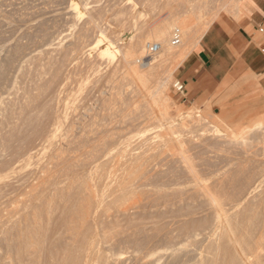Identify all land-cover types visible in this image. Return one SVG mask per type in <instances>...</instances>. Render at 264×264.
I'll return each mask as SVG.
<instances>
[{"label":"rangeland","instance_id":"obj_1","mask_svg":"<svg viewBox=\"0 0 264 264\" xmlns=\"http://www.w3.org/2000/svg\"><path fill=\"white\" fill-rule=\"evenodd\" d=\"M242 6L264 0H0V264H242L203 186L264 264V85L173 88ZM158 27L180 43L151 53Z\"/></svg>","mask_w":264,"mask_h":264},{"label":"crops","instance_id":"obj_2","mask_svg":"<svg viewBox=\"0 0 264 264\" xmlns=\"http://www.w3.org/2000/svg\"><path fill=\"white\" fill-rule=\"evenodd\" d=\"M242 12L245 16L231 25L232 32L214 21L195 43L177 74L184 84L180 99H203L235 67L254 73L264 85V6H244Z\"/></svg>","mask_w":264,"mask_h":264},{"label":"bare ground","instance_id":"obj_3","mask_svg":"<svg viewBox=\"0 0 264 264\" xmlns=\"http://www.w3.org/2000/svg\"><path fill=\"white\" fill-rule=\"evenodd\" d=\"M183 24L185 25V28H187V30L189 31V29H191V22L190 21H188V20H184L183 21ZM193 30V29H192ZM191 30V31H192ZM156 33V37H157V44L159 45V49H162L163 48V44H164V42L167 44V46H168V48H170L171 46H170V44H172V38H171V40H170V42H167V41H164L163 42V39H164V36H165V29L163 28V27H158L157 29H156V31H155ZM205 32V31H204ZM204 32H202L201 34H200V36L198 37V40L199 39H201V36L203 35V33ZM188 34H190V32H188ZM191 36L193 35V32L190 34ZM189 35V36H190ZM167 36V35H166ZM165 40V39H164ZM191 40V39H190ZM197 40V41H198ZM169 41V40H168ZM189 41V40H188ZM136 43V42H135ZM163 43V44H162ZM97 44H99V43H97ZM144 44V43H143ZM101 45V44H100ZM139 45V44H138ZM141 45H142V43H141ZM178 45V44H177ZM134 46H136V45H134ZM172 53V51H167V53L166 54H164L165 56H167V57H169L170 56V54ZM164 55H162V56H164ZM147 62H146V64H150V62H151V60H146ZM153 61V60H152ZM144 65V64H143ZM178 67V66H177ZM175 69V68H174ZM191 109V108H190ZM194 110V109H193ZM194 112V111H193ZM195 113H198V112H195ZM194 113V115H196ZM184 117V116H183ZM214 129V128H213ZM217 131V130H216ZM200 189V188H199ZM201 190V189H200ZM202 190H203V196H204V198H206L205 200L208 202V204L210 205V207L211 208H209V209H211L210 211L213 213L212 214V216H213V218H214V220H211V221H213L212 223H211V225H209V226H212V228L210 227L209 228V230L210 229H212V231H213V235L214 234H221V233H228V234H226V236L225 235H223V237H225L226 238V241H227V239L229 238V241H232L231 243H233L232 244V247H233V250H234V252L236 253V255H239L240 256V259H241V262H242V264H253V262H252V260L250 259V256H252L253 254L252 253H254L258 248H260V245H261V243H260V245H259V242H256V243H254V245L253 246H248L247 248L248 249H250L249 251H247V249H245V248H242V245L240 244L241 243V234H235V232H233L232 230H230L229 231V227L230 226H228L229 224H227V221H226V216H225V214L227 213H225L224 211H223V209H222V204L219 202V199H221V196H220V198L219 197H217L216 195L219 193H217V194H213L212 192H210L211 191V188H210V191L207 189V188H205L204 186H203V188H202ZM215 190V189H214ZM199 191V190H198ZM219 191V190H218ZM215 192H217V191H215ZM199 197V196H198ZM207 204V203H206ZM207 204V205H208ZM188 205V204H187ZM189 208V207H188ZM225 209V208H224ZM181 210V209H180ZM169 211V210H168ZM227 211V210H226ZM174 212V211H173ZM210 212V213H211ZM161 213V212H160ZM164 213V212H163ZM180 214H181V212H180ZM179 214V215H180ZM208 214H209V212H208ZM172 215V214H171ZM175 215V214H174ZM182 215V214H181ZM188 214H186V216H187ZM170 216V215H169ZM186 216H184V217H186ZM173 217H175V216H173ZM208 217V216H207ZM163 218V217H162ZM170 218V217H169ZM179 218H180V216H179ZM165 219V218H164ZM168 219V218H167ZM154 223V222H153ZM189 223V222H188ZM193 224V223H192ZM208 224H210V222L208 223ZM188 225V224H187ZM190 226V225H189ZM193 226V225H192ZM191 226V227H192ZM199 226V225H198ZM182 227H184V226H182ZM181 227V228H182ZM195 228H197L196 227V225L194 226ZM193 227V228H194ZM207 227V226H206ZM243 227V226H242ZM187 228H189V227H187ZM205 228V227H204ZM234 228V227H233ZM183 229V228H182ZM181 229V230H182ZM184 229H186V228H184ZM190 229V228H189ZM188 230V229H187ZM186 230V231H187ZM190 230H193V229H190ZM189 230V231H190ZM241 231H242V229H240ZM185 231V230H184ZM195 231H197V230H195ZM211 231V230H210ZM212 231L210 232V234L212 233ZM178 232V231H177ZM191 232V231H190ZM189 232V233H190ZM194 231H192L191 233H193ZM181 233V232H180ZM186 234H189L188 232H185ZM201 233V232H200ZM240 233V232H239ZM178 234V233H177ZM190 235H192V234H190ZM193 235H195V234H193ZM197 235V234H196ZM199 235V234H198ZM182 237L184 236V233H183V235H181ZM216 236V235H215ZM227 236H228V238H227ZM177 237V236H176ZM185 237V236H184ZM192 237H194V236H192ZM206 237V236H205ZM208 237V236H207ZM219 237V236H218ZM175 239V238H174ZM183 239V238H182ZM187 239H188V237H187ZM207 239H209V238H207ZM223 239V238H222ZM221 239V240H222ZM216 240V239H215ZM179 241H182V240H179ZM172 242V241H171ZM185 242H186V240H185ZM228 242V241H227ZM229 243V242H228ZM174 244V243H173ZM198 244V243H197ZM202 245V244H201ZM164 246V245H163ZM170 246V245H169ZM215 246H217V245H215ZM246 247V246H245ZM155 248V247H154ZM164 248V247H163ZM226 248V247H225ZM223 250V249H222ZM154 251V250H153ZM217 253V252H216ZM215 253V254H216ZM220 255V254H219ZM231 258V257H230ZM229 259V258H228ZM231 260V259H230ZM229 260V261H230ZM153 262V261H152ZM219 262V261H218ZM255 262V261H254ZM231 263V262H230ZM222 264V263H221Z\"/></svg>","mask_w":264,"mask_h":264},{"label":"built area","instance_id":"obj_4","mask_svg":"<svg viewBox=\"0 0 264 264\" xmlns=\"http://www.w3.org/2000/svg\"><path fill=\"white\" fill-rule=\"evenodd\" d=\"M181 40V32L179 28H175L172 32V44L177 45ZM147 48L151 53H155L159 50V45L157 43H148ZM173 88L177 94H182L184 91V84L181 80H176L173 83Z\"/></svg>","mask_w":264,"mask_h":264}]
</instances>
